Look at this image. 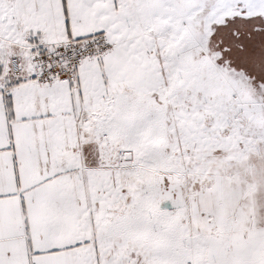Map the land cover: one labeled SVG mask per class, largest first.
<instances>
[{"label":"snow or ice","instance_id":"1","mask_svg":"<svg viewBox=\"0 0 264 264\" xmlns=\"http://www.w3.org/2000/svg\"><path fill=\"white\" fill-rule=\"evenodd\" d=\"M0 264H264V0H0Z\"/></svg>","mask_w":264,"mask_h":264}]
</instances>
